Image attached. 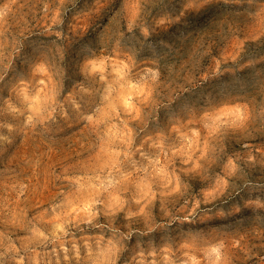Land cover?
<instances>
[{
	"label": "rangeland",
	"instance_id": "374dc122",
	"mask_svg": "<svg viewBox=\"0 0 264 264\" xmlns=\"http://www.w3.org/2000/svg\"><path fill=\"white\" fill-rule=\"evenodd\" d=\"M0 264H264V0H0Z\"/></svg>",
	"mask_w": 264,
	"mask_h": 264
}]
</instances>
